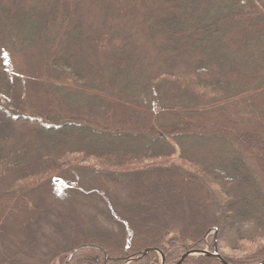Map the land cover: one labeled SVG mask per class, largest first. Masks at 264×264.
I'll return each instance as SVG.
<instances>
[{"label": "trees", "instance_id": "16d2710c", "mask_svg": "<svg viewBox=\"0 0 264 264\" xmlns=\"http://www.w3.org/2000/svg\"><path fill=\"white\" fill-rule=\"evenodd\" d=\"M261 138L264 0H0V264H259Z\"/></svg>", "mask_w": 264, "mask_h": 264}, {"label": "rangeland", "instance_id": "374dc122", "mask_svg": "<svg viewBox=\"0 0 264 264\" xmlns=\"http://www.w3.org/2000/svg\"><path fill=\"white\" fill-rule=\"evenodd\" d=\"M253 129H256V131L258 130L257 127H253V128L250 127V129L248 128V130L245 131V132L251 134V133H253V131H252ZM261 140L264 141V138H261ZM189 150L192 151V154H194V153H199V154L203 153L204 154V149H202V147H198V146L192 145ZM213 162L215 164H218V162H216V161H213ZM70 190L71 189L68 190L67 195H66V190H58V191H54V192L49 190L48 192L45 191V193H42L43 194L42 197L44 199H47L48 207L52 211H60L61 213L64 212V211L65 212H69V211L72 212L73 211V205L71 204L70 200L74 199V197L72 196L73 194H70L71 193ZM66 196H68V197H66ZM211 198H212L211 196L208 197L207 203H208L209 206H212V205L214 206L213 201H212ZM95 203L97 205L99 204V202H97V201H95ZM89 206H90V210H88V211L83 208L85 210V212H82V211L80 212V208L79 207H78V210L75 209V212H74L73 215H74V217H75V219L77 221H92L93 220V218L95 217V214H96L95 213V205H93L92 202L88 201V207ZM214 211L215 210L213 208H211L212 214H215ZM236 230H237V233H239V232H241L242 229L238 228ZM214 233L215 232H212L211 233V237L206 239L205 247H201V248H198V249H204V250H209V251L213 252L214 242H212V238L214 236ZM209 239H211V240H209ZM260 244H261V246L264 247V242L263 241ZM218 249H219V253L221 254L222 258L224 260H226V261H227V259L228 260H232V261H239V260H243V259H251V257L254 255L253 252L257 251V250L259 251V248L257 249L254 245H252L250 243H246V242L243 243V245L240 248V250H235L234 251L233 249H230V248H227V247H224V246L218 247ZM158 251H159V255H160V264H162V262H163L162 252H163L164 255H166V254L161 249H159ZM195 257H198V256H195ZM262 261H264V259ZM262 261H260V263Z\"/></svg>", "mask_w": 264, "mask_h": 264}, {"label": "water", "instance_id": "95a60500", "mask_svg": "<svg viewBox=\"0 0 264 264\" xmlns=\"http://www.w3.org/2000/svg\"><path fill=\"white\" fill-rule=\"evenodd\" d=\"M153 251H158L157 249H148L146 251H144L142 253V257L146 256L148 253L153 252ZM159 252V251H158ZM163 262L162 264H165V255L163 254ZM191 256H211V257H216L217 259H219L223 264H229L228 262H226L221 254L219 253V249H218V244H217V235H215L214 238V249L213 252L209 251V250H204V249H196V250H191V251H187L185 253V255L182 257V259H180V261L177 264H182L184 262V260L188 257ZM137 260H139V258H135L125 264H130L131 262H136ZM259 264H264V261H262Z\"/></svg>", "mask_w": 264, "mask_h": 264}]
</instances>
